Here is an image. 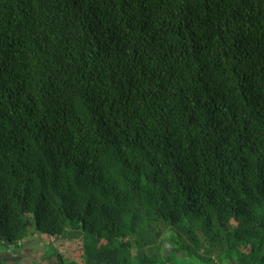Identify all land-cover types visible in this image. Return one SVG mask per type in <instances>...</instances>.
<instances>
[{
    "label": "trees",
    "instance_id": "obj_1",
    "mask_svg": "<svg viewBox=\"0 0 264 264\" xmlns=\"http://www.w3.org/2000/svg\"><path fill=\"white\" fill-rule=\"evenodd\" d=\"M34 234L264 264V0H0V256Z\"/></svg>",
    "mask_w": 264,
    "mask_h": 264
},
{
    "label": "rangeland",
    "instance_id": "obj_2",
    "mask_svg": "<svg viewBox=\"0 0 264 264\" xmlns=\"http://www.w3.org/2000/svg\"><path fill=\"white\" fill-rule=\"evenodd\" d=\"M23 245L24 248L19 252L10 251L8 253H3L0 256V264H50L46 255L47 252L53 250L50 239L45 236L34 234L26 240ZM63 247H68L69 252L76 256H79L81 252L79 242L68 243L67 246ZM164 247L171 250V247L168 246V242H165ZM66 252L68 253V250H66ZM171 262L172 264H201L196 256L187 259L182 256H173Z\"/></svg>",
    "mask_w": 264,
    "mask_h": 264
}]
</instances>
